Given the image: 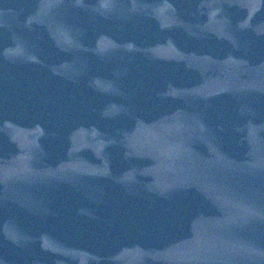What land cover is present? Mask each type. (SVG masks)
Returning a JSON list of instances; mask_svg holds the SVG:
<instances>
[{"label":"water","instance_id":"obj_1","mask_svg":"<svg viewBox=\"0 0 264 264\" xmlns=\"http://www.w3.org/2000/svg\"><path fill=\"white\" fill-rule=\"evenodd\" d=\"M0 264H264V0H0Z\"/></svg>","mask_w":264,"mask_h":264}]
</instances>
